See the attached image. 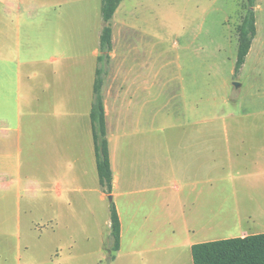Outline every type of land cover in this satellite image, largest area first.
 Here are the masks:
<instances>
[{"label": "rangeland", "instance_id": "obj_1", "mask_svg": "<svg viewBox=\"0 0 264 264\" xmlns=\"http://www.w3.org/2000/svg\"><path fill=\"white\" fill-rule=\"evenodd\" d=\"M101 5L102 0H20L10 12L0 7V51L6 57L12 54V62L1 63L7 76L15 81L21 69L26 82L24 74L43 66L49 69L44 71L51 87L44 88L59 105L57 110L64 103L68 77L74 81L75 144L81 151L77 156L84 155L91 143L89 102L105 24ZM246 10L247 0H122L110 21L114 45L104 84L108 90L119 88L126 72L136 84L133 97L120 107L122 130L112 135L113 153L119 144L115 172L120 179L112 199L123 213L125 235H139L141 244H146L147 264H193V243L264 232V194L244 189L264 188V0H257V35L245 64L235 73L239 26ZM26 60L34 64L28 68ZM22 94L26 131L35 106L28 103L26 88ZM192 134L204 139L203 186L219 210L212 223L205 218L195 232H188L179 204L183 181L172 176L170 166L173 145ZM237 139L244 142L235 147L239 155L231 157L227 143ZM30 144L25 142L24 168ZM67 155L60 158L63 180L69 162H75ZM31 159H36L34 148ZM33 163L21 200V233L13 235L9 257L0 251V264H52L38 237L53 233L46 199H56L57 179L42 176ZM97 181L94 187L99 190L92 194L99 224L93 219L89 226L77 224L74 234L86 231L110 238L113 201L108 194L100 200L104 189ZM42 186L49 190L40 192ZM75 195L79 198L81 192ZM246 207L255 208L258 219L247 218ZM130 244L126 243V250ZM121 261L129 262L122 258L116 264ZM104 264H112L111 255Z\"/></svg>", "mask_w": 264, "mask_h": 264}, {"label": "crops", "instance_id": "obj_2", "mask_svg": "<svg viewBox=\"0 0 264 264\" xmlns=\"http://www.w3.org/2000/svg\"><path fill=\"white\" fill-rule=\"evenodd\" d=\"M18 1L20 0H0V7L4 6V9L10 12ZM99 54L100 50H96V55ZM2 62H12V54L6 57L4 52L0 51V111L6 112L7 114L6 117L0 116V237L3 238V248H0V251H2L1 255L7 253L9 257L11 239L13 235L17 234L19 236L21 233V200L23 192L28 189L29 176L27 174L34 172L33 162H35V169L38 173L44 177H51L53 180L57 179L55 188L56 199H46V205H48L51 211L53 233L38 237V241L44 242L42 246L43 255L50 258L52 264H104V260L109 255H111L112 264H116L122 258H126L130 262L127 264H132V258L134 261H138V264H141L142 261L144 264H147L144 261L149 253L145 247L146 244H141V237L139 235H125L123 213L117 204L116 206L122 225L121 245L117 252H113L114 242L111 237V220H109L108 226L110 227V238L112 242L104 234L91 235L86 231L82 234H74V227L76 228L77 224L84 225V227L86 225L89 226L92 219L95 220V224H99V207L94 202V195L92 194L99 190L94 187L96 179L103 190L97 170L91 118L89 127L91 143H89L84 155L77 156L78 152L80 153L81 151L75 144L76 101L73 92V90L75 91L74 81H70L68 77L67 88L64 93V103L60 106L61 110H57L59 105L56 101L50 99V96L47 95L45 90V88L49 89L51 87L50 83L46 80V72H49V69H45L42 65L41 70H35L28 73V75L24 74L28 79L26 82H23L22 70L18 69L17 78L14 81V79L7 76L4 67L1 65ZM21 64L23 63L19 62V68H21ZM24 64L29 68L30 65L34 64V60H26ZM37 64H42V62L40 61ZM96 71L97 67L94 71L93 95L92 100L89 102V114L94 97ZM52 73L56 74L58 72L52 69ZM127 73L123 75L124 79L121 86L119 85V88L108 90L105 84L103 86L107 137L114 178L113 191L120 179L115 172V167L118 166L119 162V144L117 143L113 153L112 135L114 131L118 133L122 130L124 118L121 115L123 110L120 107L124 104L125 99L133 97V89L136 86L133 80L134 78ZM23 88H26L27 97H31V102L29 100L28 103L32 104V106L34 104L35 106L34 119L32 118L30 120L26 131L22 123L21 112ZM57 116H62L63 119L61 122L56 120ZM29 129H34L36 132L33 134ZM62 139L65 145L62 144ZM26 141L31 143L28 146L32 149L30 150L29 147L27 149V154H30V157L26 154L28 159L26 160V167L24 168L23 155ZM243 142L239 139L230 140L227 143L228 154L231 157L238 156L240 150L235 149V147L241 146ZM204 145V139L198 137L197 134L179 139L173 145L174 155L171 161L170 171L173 177H177L183 181V186L178 191L179 204L181 217L188 232H195L194 227L202 224L203 219L208 218L209 223H212L214 217L218 216L219 208L213 204L212 196L206 192L208 190H205L203 186ZM33 148L36 155L35 161L31 159ZM61 154L64 159L68 157L67 154H71L75 162H78V169L75 167V162H69V169L63 175V178H66V180L60 179ZM24 169L26 170V179L24 177ZM148 174L149 178L150 172ZM244 189L248 193L264 194V188L262 187L258 191H255L257 189L249 187H245ZM48 190V186H42L40 188V192H47ZM77 191L81 192V197L79 198L75 195ZM100 192V200H103L106 198L107 193L105 190ZM248 209L246 211L247 213L244 210L245 215L247 214L246 217L258 219V214H253L255 208L250 207ZM246 235H249V233L244 232L242 236ZM127 242H132L128 246L129 250H126ZM194 244H191V253ZM7 261H9L8 258ZM121 262L125 264L124 261ZM179 264H182V262Z\"/></svg>", "mask_w": 264, "mask_h": 264}, {"label": "trees", "instance_id": "obj_3", "mask_svg": "<svg viewBox=\"0 0 264 264\" xmlns=\"http://www.w3.org/2000/svg\"><path fill=\"white\" fill-rule=\"evenodd\" d=\"M121 2L122 0H102L101 14L105 24L100 35V54L98 55L100 65L96 71L94 97L90 112L100 184L108 195H112L114 178L107 137L103 86L105 65L110 61L113 49V29L110 21ZM256 3L257 0H247L246 14L239 26L235 73L245 64L257 35ZM110 220L111 237L114 242L113 252H117L121 245L122 225L114 201L110 206ZM192 255L194 264H264V232L195 243L192 246Z\"/></svg>", "mask_w": 264, "mask_h": 264}, {"label": "water", "instance_id": "obj_4", "mask_svg": "<svg viewBox=\"0 0 264 264\" xmlns=\"http://www.w3.org/2000/svg\"><path fill=\"white\" fill-rule=\"evenodd\" d=\"M110 198H112V195H110Z\"/></svg>", "mask_w": 264, "mask_h": 264}]
</instances>
